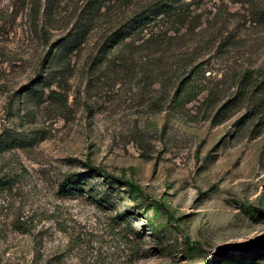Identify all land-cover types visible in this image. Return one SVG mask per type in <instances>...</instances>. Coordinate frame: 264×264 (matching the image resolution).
I'll return each instance as SVG.
<instances>
[{"label":"rangeland","instance_id":"1","mask_svg":"<svg viewBox=\"0 0 264 264\" xmlns=\"http://www.w3.org/2000/svg\"><path fill=\"white\" fill-rule=\"evenodd\" d=\"M149 1L0 0V264H264V108L218 114L264 73V0H181L185 23L102 49ZM71 173L88 182L66 194Z\"/></svg>","mask_w":264,"mask_h":264},{"label":"trees","instance_id":"2","mask_svg":"<svg viewBox=\"0 0 264 264\" xmlns=\"http://www.w3.org/2000/svg\"><path fill=\"white\" fill-rule=\"evenodd\" d=\"M181 0H152L141 5L135 10L130 16H126L118 21V23L105 35L102 42V49L112 47L115 45H130L135 40L141 39L143 35H146L147 31L149 38L155 33V28L163 24H182L187 21V16L179 10V3ZM84 35V34H83ZM83 35L78 36L76 33H70L67 37H63L57 40L58 49L59 45H64L65 42H72L74 49L77 50L84 42ZM83 36V37H82ZM127 39H131L127 42ZM63 41L62 43L60 41ZM60 42V43H59ZM60 54L58 50L53 52L50 62H54L56 55ZM49 82L48 86H52L59 83L61 77L60 69L54 68L52 65L48 68ZM192 69V68H191ZM191 72V70H190ZM190 74V73H189ZM236 92L234 96L224 102L218 109V114H222L233 107L239 106L240 104L249 105L248 117L258 120L262 119V108H264V73L254 76L252 72L247 69L242 72L236 84ZM56 92H54L55 94ZM195 89L193 82L190 80V75L185 76L179 83L176 90V97L174 99L176 104L182 103L187 104L192 101L195 96ZM210 98H206L205 102H209ZM90 172H99L103 176L110 177V174L106 169L93 165L91 162H87ZM122 184L131 193H146L142 186L133 179L119 177ZM88 182V177L82 173H71L63 177L60 182V190L66 194H74L76 191H82ZM9 180L6 177H0V187L7 186ZM102 195L99 201L111 202L109 195ZM156 208H161L167 215L173 217L172 212L166 206L163 201L152 199ZM121 217V216H120ZM125 217V216H124Z\"/></svg>","mask_w":264,"mask_h":264}]
</instances>
